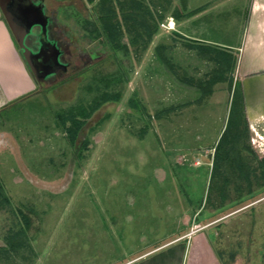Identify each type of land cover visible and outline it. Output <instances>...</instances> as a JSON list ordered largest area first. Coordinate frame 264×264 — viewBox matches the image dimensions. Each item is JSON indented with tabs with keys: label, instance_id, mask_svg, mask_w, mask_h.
I'll return each mask as SVG.
<instances>
[{
	"label": "rangeland",
	"instance_id": "1",
	"mask_svg": "<svg viewBox=\"0 0 264 264\" xmlns=\"http://www.w3.org/2000/svg\"><path fill=\"white\" fill-rule=\"evenodd\" d=\"M43 1L85 56L71 67L65 55L66 72L0 111V134L12 143L0 151V264H264L260 168L249 185L228 162L226 181L211 177L237 58L200 101L199 88L181 80L215 74L208 55L185 44L200 41L193 26L233 43L244 0H137L142 12L131 13L150 38L146 26L123 19L131 0H111L122 24L118 49L92 32L98 0ZM105 92L117 99L94 110L71 145L58 116ZM231 138L228 129L220 153ZM236 150L249 168L263 156L249 132ZM147 254L153 262L140 257Z\"/></svg>",
	"mask_w": 264,
	"mask_h": 264
},
{
	"label": "trees",
	"instance_id": "2",
	"mask_svg": "<svg viewBox=\"0 0 264 264\" xmlns=\"http://www.w3.org/2000/svg\"><path fill=\"white\" fill-rule=\"evenodd\" d=\"M96 6H97L99 27L96 26L94 23L90 22V25L91 24L94 25L92 32L95 31L97 36H101L103 33L107 43L110 44V46L113 49L116 48L118 49L122 47L120 42L122 24L120 20L117 18L116 9L114 8L111 0H98ZM127 9H130V11H127V13L123 14V19L126 22L127 20L131 21L132 28H134V25L136 23H138L142 27L146 26L144 21H138L136 18H134L136 16L132 14L137 11L142 12L141 3L139 1L131 0V3L128 4ZM197 10L195 9L190 13L196 12ZM185 15H187V13ZM145 28H146L147 38H150L153 31H150L147 26ZM185 44L188 48L195 49L200 54L208 55V59L215 64L214 76L206 80H202V79L194 80L193 78L185 77V76L181 77V80L183 82L188 83L190 85H195L197 88H199L201 93L198 101H200L202 98L210 94L211 90L208 88L210 84H212L216 79L226 78L224 77L225 73L226 72L230 73L237 57L236 55L231 53L230 50L219 45L201 42V41H191ZM162 59L168 65V67H170V69L174 71V66L172 65V63H170V61L164 57H162ZM228 81L230 88L232 87L231 97L229 102L228 122L216 146V150L218 151H215L213 155L211 177L215 175L217 179L221 178L222 180L226 181L228 178L223 173V170H221V167L223 166L224 162L226 163L228 162L227 165L229 164L232 169L237 170L239 173V177L244 179V181H246L248 185L250 183L249 181L250 177L252 175L253 177L255 176L254 174L257 167L260 168L259 177L264 182V156L259 158L258 165L252 168H249V166H245V163L244 161L241 160L240 156L235 157V155L237 154L236 144L238 142H241L246 134L248 135L249 129H248L247 120L245 118L244 98H243L241 85L238 81L233 84V79L231 77L228 79ZM116 99H117V95L105 92L102 93L99 99L94 101L93 104L88 105L87 109H84L83 105H81L82 107L77 110L71 108L68 112L65 111L63 114L58 116L57 121L64 129L68 142L71 145H74L77 136H79L80 129L84 127L87 119L91 116L94 110H96L102 103ZM162 112L163 111L158 112L157 116H160ZM228 129L229 130L231 129L232 131V138L230 139V144L229 143L223 144L222 147L223 152L220 153L219 148L222 146L221 145L222 138L224 133ZM84 146H85V141L82 142L80 148L83 149ZM254 155L257 156L255 153ZM206 200H209V197ZM24 222L26 224L28 223L25 217H24ZM16 234L19 235L21 234V232L19 231ZM11 246L13 247L14 244Z\"/></svg>",
	"mask_w": 264,
	"mask_h": 264
},
{
	"label": "crops",
	"instance_id": "3",
	"mask_svg": "<svg viewBox=\"0 0 264 264\" xmlns=\"http://www.w3.org/2000/svg\"><path fill=\"white\" fill-rule=\"evenodd\" d=\"M242 5L246 10L245 25L233 43L200 36L201 31L196 26H193V31L200 35L194 34L193 38L227 47L236 52L235 74L243 93L251 144L264 156V0H244ZM17 49V44L0 11V111L35 86ZM148 255L150 254L140 257L146 258L145 261L153 262L149 259L150 256L147 258ZM136 257L139 256L134 258L137 259ZM120 264H136V262L127 260Z\"/></svg>",
	"mask_w": 264,
	"mask_h": 264
},
{
	"label": "water",
	"instance_id": "4",
	"mask_svg": "<svg viewBox=\"0 0 264 264\" xmlns=\"http://www.w3.org/2000/svg\"><path fill=\"white\" fill-rule=\"evenodd\" d=\"M0 11L33 82L51 83L66 71L65 49L53 39L43 0H0Z\"/></svg>",
	"mask_w": 264,
	"mask_h": 264
},
{
	"label": "flooded vegetation",
	"instance_id": "5",
	"mask_svg": "<svg viewBox=\"0 0 264 264\" xmlns=\"http://www.w3.org/2000/svg\"><path fill=\"white\" fill-rule=\"evenodd\" d=\"M58 12L59 11L56 9L50 13L51 19L53 18L52 19L53 39L56 40L58 43H60V49L62 51L63 49H65V55L67 56L69 66L71 65L72 67V64L74 62L73 60L77 58H83L85 54L81 52V49L79 48L78 44L72 41V35L70 31H68L65 28L64 22H62V20L58 17L57 14ZM72 46L76 47V50H74ZM66 69H68L67 65H66ZM43 82H44L43 80L36 81L34 82V84L41 87L43 85ZM83 128L80 129V131L83 130ZM11 147H12V143L9 140V138L4 134H0V151L2 149H9Z\"/></svg>",
	"mask_w": 264,
	"mask_h": 264
},
{
	"label": "built area",
	"instance_id": "6",
	"mask_svg": "<svg viewBox=\"0 0 264 264\" xmlns=\"http://www.w3.org/2000/svg\"><path fill=\"white\" fill-rule=\"evenodd\" d=\"M191 233H193V231H191ZM191 233H190V234H191Z\"/></svg>",
	"mask_w": 264,
	"mask_h": 264
}]
</instances>
